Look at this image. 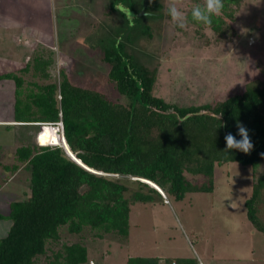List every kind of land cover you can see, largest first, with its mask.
I'll return each instance as SVG.
<instances>
[{"label":"trees","instance_id":"16d2710c","mask_svg":"<svg viewBox=\"0 0 264 264\" xmlns=\"http://www.w3.org/2000/svg\"><path fill=\"white\" fill-rule=\"evenodd\" d=\"M241 1L223 0L222 14L212 17L210 30L225 35ZM118 4L131 9L138 20L155 18L147 9L159 7L156 0H110L106 17L119 14L127 22ZM188 17L192 26L206 28L192 21L190 12ZM119 26L116 34L101 38L99 48L109 66L107 83L126 104L109 100L102 87L84 85L66 70L54 81L53 56L39 46L17 69L0 73V82L13 83L11 123L28 137L34 133L40 145L15 151L17 163L29 174L28 191L26 199L10 204L7 215L0 214V220L11 221L0 239V264H95L89 243L101 244L107 236L127 240L131 204L152 203L155 197L179 202L191 193H212L216 166L238 163L250 166L255 175L264 168V78H251L237 94L210 104L167 103L153 94L157 66L139 63L127 47L139 36L152 37L151 28L145 21L140 35L131 37ZM96 31L103 32L102 25ZM29 76L31 81H25ZM60 121L61 138L52 126ZM238 123L253 144L248 153L225 151L228 133L240 139ZM38 124L42 126L34 132ZM5 169L15 172L18 165ZM122 179L139 186L130 198L125 197L130 189ZM263 187L261 174L244 203L247 220L259 231L256 203ZM62 230L71 238L56 246ZM126 264L193 262L129 257Z\"/></svg>","mask_w":264,"mask_h":264},{"label":"rangeland","instance_id":"374dc122","mask_svg":"<svg viewBox=\"0 0 264 264\" xmlns=\"http://www.w3.org/2000/svg\"><path fill=\"white\" fill-rule=\"evenodd\" d=\"M109 1L0 0V73L17 69L39 46L53 56L54 81L59 80L61 70H66L84 85L102 87L109 100L126 104V99L107 83L109 66L103 62L100 40L116 34L121 23L126 36L140 35L141 24L146 21L152 37L139 36L127 47L139 63L157 66L153 94L167 103L210 104L237 94L251 78H264V0H242L234 24L221 37L189 23L185 28L174 26L167 14V0H156L159 7L147 9L155 18L143 17L147 19L143 22L129 9L133 20L125 17L128 24L119 14L106 17ZM194 4L195 0H182L181 10L189 14ZM99 25L104 31L93 33ZM31 79L29 76L25 81ZM13 90L12 82H0L2 215L8 214L12 202L27 197L29 174L17 163L16 149L40 146L34 133L28 137L19 127L7 129L4 125L13 124H2L12 119ZM39 130L37 127L34 132ZM13 165H18L15 172L5 169ZM261 174L264 168L255 175L250 166L238 163L216 166L212 193H191L179 202L155 197L152 203L131 204L127 240L107 236L101 244L89 243V257L95 264H126L129 257L181 258L193 264H264V187L256 203L263 231L249 223L244 205ZM121 182L130 189L126 198L139 189L133 179ZM10 225L11 221L0 220V239ZM70 238L62 230L56 246Z\"/></svg>","mask_w":264,"mask_h":264},{"label":"clouds","instance_id":"9594fccd","mask_svg":"<svg viewBox=\"0 0 264 264\" xmlns=\"http://www.w3.org/2000/svg\"><path fill=\"white\" fill-rule=\"evenodd\" d=\"M167 5V14L170 17V20L173 25L179 28H185L188 24L189 17L185 11L181 10L182 0H167ZM223 8V0H203L202 4H194L191 9H189V12L192 21L202 24L206 28L210 29L212 25V17L220 16L222 14ZM119 12L123 13L124 16L128 19L133 20L129 8H126L121 5L119 7ZM37 126L40 127L42 125L38 124ZM236 127L238 129L237 134L240 136V139L237 140L234 135L228 133L225 136V151L228 152L231 150H238L244 153L250 152L253 148V144L250 140L248 130L242 124L239 123L236 125ZM57 132V134L60 135V132Z\"/></svg>","mask_w":264,"mask_h":264},{"label":"built area","instance_id":"2783aa9c","mask_svg":"<svg viewBox=\"0 0 264 264\" xmlns=\"http://www.w3.org/2000/svg\"><path fill=\"white\" fill-rule=\"evenodd\" d=\"M54 127L56 128L57 131L60 132V135H61L62 134V124H61V121L59 123H57Z\"/></svg>","mask_w":264,"mask_h":264},{"label":"crops","instance_id":"0c3cea01","mask_svg":"<svg viewBox=\"0 0 264 264\" xmlns=\"http://www.w3.org/2000/svg\"><path fill=\"white\" fill-rule=\"evenodd\" d=\"M11 121H12V119H11ZM11 121H10V122H7V123H3V122H2V124H12ZM13 125H16V124H13ZM16 126L20 128V126H18V125H16ZM200 264H201V263H200Z\"/></svg>","mask_w":264,"mask_h":264}]
</instances>
